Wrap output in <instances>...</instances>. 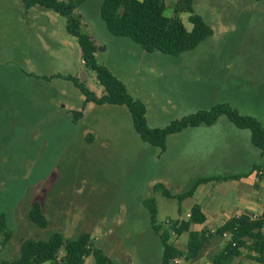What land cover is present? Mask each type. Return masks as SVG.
Returning a JSON list of instances; mask_svg holds the SVG:
<instances>
[{
	"label": "rangeland",
	"instance_id": "rangeland-1",
	"mask_svg": "<svg viewBox=\"0 0 264 264\" xmlns=\"http://www.w3.org/2000/svg\"><path fill=\"white\" fill-rule=\"evenodd\" d=\"M102 1L89 0L77 10L82 30L97 45L98 64L144 103L150 127L209 110V100L191 103L189 92L209 94L215 87L222 98L242 90L238 112L264 118L259 96L253 98L262 93L256 82H264V1L195 0L194 13L213 31L198 47L213 56L202 60L242 72L232 85L215 74L195 87L168 70L178 56L155 60L130 38L110 33L100 16ZM164 1L166 16H175L179 0ZM190 15L178 14L188 31ZM68 76L98 97L105 93L96 73L85 67L65 17L42 6L28 9L22 0H0V217L10 235L6 241L0 233V260L17 259L25 240L55 233L72 240L89 233L115 264H162L164 247L145 203L156 201L159 224L188 219L192 200L179 203L155 186L172 195L191 188L200 171L189 163V135H170L166 152L152 146L140 138L127 106L86 102ZM36 202L48 219L45 228L29 220ZM93 261L91 256L86 264Z\"/></svg>",
	"mask_w": 264,
	"mask_h": 264
},
{
	"label": "trees",
	"instance_id": "trees-1",
	"mask_svg": "<svg viewBox=\"0 0 264 264\" xmlns=\"http://www.w3.org/2000/svg\"><path fill=\"white\" fill-rule=\"evenodd\" d=\"M89 0H22L26 8L42 6L51 9L67 19V31L78 39L82 50V58L87 69L96 73L98 82L104 87L105 93L98 97L83 84L71 76V80L86 95V102L97 105L127 106L130 110L134 128L140 138L162 150L166 148L167 138L188 128L202 125H213L219 118L226 116L237 128L249 130L251 141L264 155V127L255 117L240 114L229 104H217L209 110H202L174 120L163 128H152L148 124L147 109L142 101L134 98L127 90L126 85L119 80L108 68L98 64L96 58L97 46L94 40L83 32L81 15L76 13ZM264 1V0H256ZM195 0H179L175 7V16H166L164 0H103L100 7V16L110 33L118 37L130 38L148 53L160 52L170 56L181 54L195 49L201 42L213 33L204 19L194 13ZM190 13V22L193 30L188 31L178 14ZM81 116V113H78ZM246 175L214 176L198 178L191 189L180 194L172 195L164 186L157 184L155 190L162 192L167 198H177L179 203L194 195L197 188L210 181H223L241 178ZM145 205L150 211L151 222L157 235L160 237L164 252L162 264H173L176 260H191L198 257L205 242L213 234L192 231L191 226L206 221L202 208L195 205L190 210L188 219H171L165 224L157 221V205L154 199L148 200ZM29 220L38 227L45 228L49 222L42 205L34 203ZM0 233L10 235L4 221L0 217ZM264 213L260 218L252 219L248 216L232 217L222 227L216 230L215 235H229L230 240L224 249L213 259L212 264H232L233 260L242 255V250L254 251L260 255L256 260L264 263ZM189 233L187 250L178 249L171 241L172 236H181ZM93 257L95 264H112L104 251L89 233L82 234L76 239L68 240L60 233L53 234L47 240H25L21 246L20 256L13 260H0V264H86L89 257Z\"/></svg>",
	"mask_w": 264,
	"mask_h": 264
},
{
	"label": "crops",
	"instance_id": "crops-1",
	"mask_svg": "<svg viewBox=\"0 0 264 264\" xmlns=\"http://www.w3.org/2000/svg\"><path fill=\"white\" fill-rule=\"evenodd\" d=\"M203 42L195 49L178 56L173 62V66H167L170 68L168 70L175 77H178L177 80L188 82L190 87H195L201 83L207 85V82H210L215 74L224 75L216 79L225 85L238 83L239 78L235 74L242 73L241 71L232 68L217 69V67L209 66L211 61L202 60V58H211L213 56L208 51L198 52V47ZM186 53L189 54L188 58L185 57ZM144 54L145 56L150 55V58H155V60H165V54L162 55L160 52L148 53L145 51ZM201 54L205 55L201 56ZM183 75H187V78L183 77ZM250 80H253V78ZM257 84L261 88L260 92L262 93L254 95L253 98L259 96L257 105L264 106V82H256L255 87H257ZM241 91L238 89L234 95L222 98V91H219L216 87L209 94L190 90V98L188 100L191 103L198 104L200 100L207 99L210 103L209 109L219 103L229 104L231 107L234 106V109L238 111V105L241 104L242 98ZM135 98L141 100L140 98ZM245 116L255 117L262 124L264 123V118H261L255 112H249ZM186 133L189 135V163L192 169L200 171L192 186L198 178L202 177L246 175L241 178L210 181L202 184L197 188L194 195L189 198L192 200L190 210L193 206L198 205L206 216L204 223L192 225L191 230L199 233H211L214 236L205 242L197 258L186 260V262L187 264H212L213 259L230 240L229 235H215L214 233H216L218 228L235 216H248L252 219H257L264 213V155L253 145L250 132L237 128L226 116L219 118L213 125L188 128L175 135ZM245 138L250 139V143L247 144ZM164 151L166 152L167 149L165 148ZM190 210L187 212V217L190 214ZM175 237L177 240L174 245L178 249L186 251L189 233L186 232L181 236ZM104 254L108 257L106 252ZM259 257L260 255L254 251L242 250V255L235 258L232 264H264L256 260ZM182 260L184 259L178 260V264H182ZM110 262L115 264L111 260ZM93 264H95V260Z\"/></svg>",
	"mask_w": 264,
	"mask_h": 264
},
{
	"label": "built area",
	"instance_id": "built-area-1",
	"mask_svg": "<svg viewBox=\"0 0 264 264\" xmlns=\"http://www.w3.org/2000/svg\"><path fill=\"white\" fill-rule=\"evenodd\" d=\"M188 216H190V214ZM175 263L178 264V260H176Z\"/></svg>",
	"mask_w": 264,
	"mask_h": 264
},
{
	"label": "water",
	"instance_id": "water-1",
	"mask_svg": "<svg viewBox=\"0 0 264 264\" xmlns=\"http://www.w3.org/2000/svg\"><path fill=\"white\" fill-rule=\"evenodd\" d=\"M82 55H83V53H82Z\"/></svg>",
	"mask_w": 264,
	"mask_h": 264
}]
</instances>
